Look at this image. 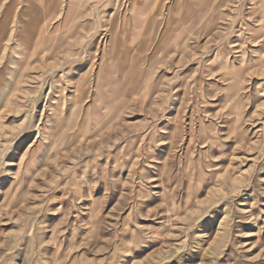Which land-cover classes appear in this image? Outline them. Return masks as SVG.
Wrapping results in <instances>:
<instances>
[{
    "label": "rangeland",
    "instance_id": "374dc122",
    "mask_svg": "<svg viewBox=\"0 0 264 264\" xmlns=\"http://www.w3.org/2000/svg\"><path fill=\"white\" fill-rule=\"evenodd\" d=\"M175 1L0 0V264H264V0Z\"/></svg>",
    "mask_w": 264,
    "mask_h": 264
},
{
    "label": "crops",
    "instance_id": "0c3cea01",
    "mask_svg": "<svg viewBox=\"0 0 264 264\" xmlns=\"http://www.w3.org/2000/svg\"><path fill=\"white\" fill-rule=\"evenodd\" d=\"M167 1L168 0H131L128 8L124 10L125 15L127 11H129V13L127 16H124V23H121V25H124L126 23V19L129 20V25L132 27L131 35L129 37L130 42L137 45L138 47H142L148 43V38L151 39L153 34V32H151L149 29L155 26V23H158L157 19H159V17L164 18V16H159V12H162L164 4ZM187 1V5H190L193 2V0ZM178 3L179 5L176 8L191 9L187 5L184 6L182 4V0H177L174 4L177 5ZM172 7L173 5L170 6V9H172ZM117 11L120 14V8H118ZM164 19H166V15ZM114 25H116V23L112 24L113 27ZM181 32L183 37L188 33V28L182 25ZM119 40V38H115V42L118 43Z\"/></svg>",
    "mask_w": 264,
    "mask_h": 264
}]
</instances>
